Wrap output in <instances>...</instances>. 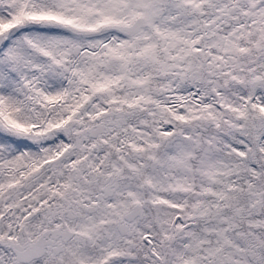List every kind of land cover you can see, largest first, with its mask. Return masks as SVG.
<instances>
[{
	"label": "snow or ice",
	"instance_id": "1",
	"mask_svg": "<svg viewBox=\"0 0 264 264\" xmlns=\"http://www.w3.org/2000/svg\"><path fill=\"white\" fill-rule=\"evenodd\" d=\"M0 264H264V0H0Z\"/></svg>",
	"mask_w": 264,
	"mask_h": 264
}]
</instances>
